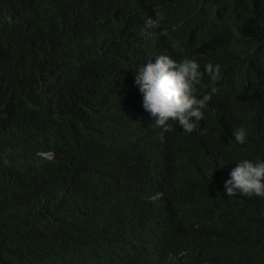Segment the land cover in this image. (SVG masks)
I'll return each mask as SVG.
<instances>
[{
	"label": "trees",
	"instance_id": "trees-1",
	"mask_svg": "<svg viewBox=\"0 0 264 264\" xmlns=\"http://www.w3.org/2000/svg\"><path fill=\"white\" fill-rule=\"evenodd\" d=\"M173 1L163 47L224 53L220 79L199 86L201 96L218 89L200 129L170 133L187 152L164 175L163 150L137 135L145 145L133 156L134 132L115 119L67 128L107 102L105 81L136 50L158 44L94 51L92 0H0V264H264V196L224 189L236 162L264 160V0ZM49 145L60 149L46 163L38 153Z\"/></svg>",
	"mask_w": 264,
	"mask_h": 264
},
{
	"label": "clouds",
	"instance_id": "clouds-1",
	"mask_svg": "<svg viewBox=\"0 0 264 264\" xmlns=\"http://www.w3.org/2000/svg\"><path fill=\"white\" fill-rule=\"evenodd\" d=\"M68 1L78 8L84 0ZM177 6L173 0H92L87 25L94 28L93 36L99 41L94 51H108L110 45L125 49L137 40L158 46L152 50L145 47L136 50L135 54H140V57L134 65L129 70L117 69L105 81L112 89V96L107 102L103 106L89 105L91 110L73 117L72 124L67 127H92L96 131L107 120L115 119L134 132V136L129 138L133 156L141 155V146L145 145L143 139L133 142L137 135L148 137L150 145L163 150L164 154L157 163L164 175L174 172L182 156L180 149L187 152L183 145L171 139L170 133L192 134L200 129L206 114L203 109L218 89L213 87L210 93L201 96L204 91L199 86L220 79L222 70L219 62L224 53L219 44L209 43L193 56L180 58L163 47L165 33L161 18L167 17L171 8ZM128 105L131 107L129 110ZM127 120L137 130H133ZM140 123L143 124L138 127ZM234 137L238 143L244 144L247 133L244 128H239ZM59 149L57 145L45 146L38 156L46 163L53 162ZM27 172L23 178L31 183V187L40 186L41 182L34 180L30 171ZM224 189L227 196H237L238 192L246 197L264 196V160L243 159L236 162L230 178L224 181ZM46 192L43 190L40 193ZM162 257L158 256L151 264H159Z\"/></svg>",
	"mask_w": 264,
	"mask_h": 264
}]
</instances>
